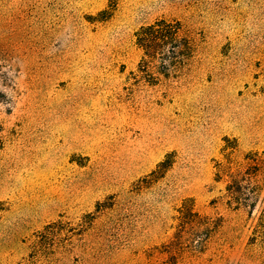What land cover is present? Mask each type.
Listing matches in <instances>:
<instances>
[{
    "label": "rangeland",
    "instance_id": "374dc122",
    "mask_svg": "<svg viewBox=\"0 0 264 264\" xmlns=\"http://www.w3.org/2000/svg\"><path fill=\"white\" fill-rule=\"evenodd\" d=\"M157 18L195 51L150 81L135 32ZM185 200L216 224L203 247ZM0 264H264V0H0Z\"/></svg>",
    "mask_w": 264,
    "mask_h": 264
},
{
    "label": "trees",
    "instance_id": "16d2710c",
    "mask_svg": "<svg viewBox=\"0 0 264 264\" xmlns=\"http://www.w3.org/2000/svg\"><path fill=\"white\" fill-rule=\"evenodd\" d=\"M111 12L105 10L102 13L108 16ZM135 43L143 51L139 64L140 70L151 78L150 81H155L156 76L153 71L150 72L149 66H156L158 73L169 76L184 67L193 57L195 51L194 43L186 33L183 24L178 20L166 18H157L153 22L139 27L135 32ZM246 158L249 160L248 164L230 173L227 195L230 198V203H235L238 207L250 204L255 208L256 204L251 200L256 196L257 185L252 182L256 172L262 167L263 159L257 153L248 154ZM171 163L172 156L168 154L164 160L158 163L157 168L151 174L155 176L164 172ZM179 213L181 228L193 224L201 226V235L191 241L194 247H203L213 227L216 226L214 220L201 216L194 210L189 200L184 201L179 208ZM181 228L179 231H184Z\"/></svg>",
    "mask_w": 264,
    "mask_h": 264
}]
</instances>
